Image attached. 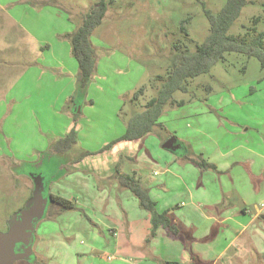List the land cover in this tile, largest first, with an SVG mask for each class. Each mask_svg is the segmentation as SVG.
I'll use <instances>...</instances> for the list:
<instances>
[{"label":"rangeland","instance_id":"obj_1","mask_svg":"<svg viewBox=\"0 0 264 264\" xmlns=\"http://www.w3.org/2000/svg\"><path fill=\"white\" fill-rule=\"evenodd\" d=\"M96 1L0 0V232L8 231L10 220L29 202L34 189L31 173H42L47 191L73 202L69 208L49 202L34 231L36 262L20 259L13 264H115L120 258L129 259V264L139 263L135 255L116 251L115 245L120 238L129 242L122 244L124 247L134 249L133 239L140 236L144 218L128 231L132 240L127 234V218L134 221L148 212L132 192L127 195L129 190L120 186V174L116 173L155 163L162 172L156 178L167 183L166 162L184 180L177 179L182 183L171 184L161 195L176 197L185 181L196 196L187 189L179 193L178 202L184 201V208L192 203L208 210V205L225 200L228 207L224 212L231 217L239 213L237 219L248 223L252 248L242 256L248 257L247 264H264V220L252 221L241 213L242 206L254 213L255 205L264 202V67L258 58L226 52L209 72L189 80L188 92L174 93L184 104L166 105L150 134L141 140L118 141L105 150L124 134L130 113L142 109L156 95L163 81L158 76L166 78L173 55L186 49L194 52L196 42L208 36L210 23L201 0L109 3L102 23L91 35L97 67L78 98L74 121L78 143L68 153H47L39 163L56 136L64 137L73 124L63 115L56 120L54 110L59 105L56 100L51 102L54 84L47 88L54 80L53 72L43 66L41 54L66 68L68 74L60 82L71 85L76 94L77 79L71 83V72L77 75L78 63L69 34L82 22L81 12H87ZM202 1L214 13L226 3ZM256 16L261 17L257 32L263 31L264 0H247L228 33L243 36ZM189 17L186 35L181 25ZM141 87L144 94L134 100ZM171 136L177 137L187 152L164 149V141ZM185 155L204 159L215 168H202L185 160ZM217 165L227 170L220 171ZM198 179L203 184L198 186ZM227 188L236 189L239 199H227L228 192L223 193ZM216 206L213 213L218 217ZM224 215L219 212L220 218ZM118 216L124 222L121 228L114 220ZM233 219L225 222L232 233L237 226ZM210 228L211 234H220L224 241L233 236L224 234L223 223L211 222Z\"/></svg>","mask_w":264,"mask_h":264},{"label":"trees","instance_id":"obj_2","mask_svg":"<svg viewBox=\"0 0 264 264\" xmlns=\"http://www.w3.org/2000/svg\"><path fill=\"white\" fill-rule=\"evenodd\" d=\"M200 1V0H199ZM114 0H97L90 6L88 11L84 14L81 24L77 29L69 34V39L72 47V53L78 62L79 71L77 74V91L71 98L77 104L73 108L75 117L78 114L79 96L83 95L90 79L92 78L97 67L96 49L91 41L93 31L102 23L109 3ZM204 13L210 23V32L205 40L201 43L196 42V49L194 52L186 50L177 51L170 63V68L166 78L158 76L162 79L155 96L151 97L140 110H134L130 113L127 120L126 130L123 135L116 139L111 144L105 146L111 148L118 141H133L142 139L152 132L154 127L159 124V118L163 113L166 105H182L184 100H176L174 93L176 91L188 92L189 80L195 78L203 73L211 70L212 66L224 59L226 52L244 53L249 57H256L264 67V30L257 32L256 25L259 23L261 17L253 18V26L249 28L243 36H233L228 33L234 21L239 17L247 0H226L222 9L214 13L207 8L206 3L201 0ZM190 17L182 21L181 29L189 35L186 24ZM264 82V77L261 79ZM207 89H211L207 86ZM144 87L135 91L133 99H137L139 95L144 94ZM78 143L77 128L74 125L70 128L67 134L58 138L49 148V150L41 155L39 163L44 159L47 153L64 154ZM109 148V149H110ZM184 150H186L183 147ZM179 151V150H177ZM176 151V152H177ZM186 160H190L202 168H215L214 165L208 163L206 160H195L188 155L184 156ZM119 184L122 188H127L139 200L140 206L151 213V231L147 238L154 237L159 227L165 228L170 235L179 236L183 234L178 226L171 221L168 211L159 212L157 210V203L151 197L147 187L132 174H120L118 176ZM32 196V194H31ZM50 202H55L61 207H72V202L58 194L50 193ZM37 223V222H36ZM21 244L18 250H21ZM32 262H36V256L29 258ZM28 259V260H29Z\"/></svg>","mask_w":264,"mask_h":264},{"label":"crops","instance_id":"obj_3","mask_svg":"<svg viewBox=\"0 0 264 264\" xmlns=\"http://www.w3.org/2000/svg\"><path fill=\"white\" fill-rule=\"evenodd\" d=\"M81 13V16L83 18L86 12L83 10V12ZM39 52L42 53V51ZM41 55L42 58H44L45 60L43 66L50 67L53 72L52 77L54 78V80H52L50 84L47 85V88H51V85L54 84L55 89L53 90H55V95L51 97V102H54V100H56L59 105V108L57 110L55 108L54 110L55 115L57 116L56 120H60L62 115L66 116L70 120H73V124H70L66 129L68 132L70 128L74 125V121L77 120L73 109L76 106L77 102L73 101V99L71 98L75 89H73L71 85L67 86L66 84H61L60 82V79L64 76V74H68L66 68H62L61 65L52 64L51 61L46 60L44 53H42ZM71 68L74 69L73 63H71ZM61 70H63V72ZM55 74L58 76V79L56 78ZM74 74V71L71 72V75H73V80H71V83H74L75 79H77V75ZM39 105L42 106L41 104ZM68 120H66V122ZM56 137L59 138L58 136ZM181 144L183 147L184 144ZM182 147L180 149H182ZM148 154L150 155L149 151ZM184 159L186 160V158ZM168 164L169 163L166 162V168L164 170V173L166 175L165 181L167 183L164 182V178H162L161 180L159 178H156L157 176L161 175L162 172L159 171V169H156L155 163L153 165L145 164L140 166L139 168H133L130 173H124L122 171H119L118 173H116V176H118L119 174H132L138 180H140L143 186L148 188L151 197L156 201L157 210L159 212L168 211V215L171 218V221L178 226V228L183 234L179 236H173L170 235L165 228L159 227L152 241L147 243L146 238H148L150 234L152 224L151 213L146 210L148 213L143 212L144 216L142 217L141 214L137 220L133 221L132 219L127 218V223H129L127 234L128 231H131L133 225H137L136 223H140L141 221L139 220H141V218H144L143 230L141 231L140 236L137 239H133L132 234H128L130 240H134L135 248H132V250L127 249L122 244H129V242L126 240L122 242L119 238L115 245L116 251H118L119 249L121 251L126 252L127 254L135 255L136 257L134 258L137 259V261L139 262L137 264H247L248 257H244L242 255L245 250L250 251V249L252 248V239L249 234H247L248 223H244L243 221L237 219V217L240 216L239 213H236L234 217H231L228 212H224V210L228 207V205H226L227 203L225 202V200L222 203H219V200L214 203L215 206L219 203V205L216 206V209L218 210V217L215 215V213H213L215 211L213 209L214 204L208 205V210L207 206L201 208L192 203H189L188 207L184 208L186 203L184 201H182L181 203L178 202V198L180 197V195L178 194L187 189V191L193 197L196 196V192L193 191L192 188L188 186L185 181H183L185 184L184 189L175 194L176 197L164 198L161 194L164 192H168L171 188V184L173 186L176 182L182 183L180 180L177 181V179L180 178L184 180L181 174H179L178 172L175 173V171L172 172V168ZM216 169L224 171L227 170V167L222 168L217 165ZM195 173L198 174V171L195 170ZM198 180V186L200 184H203V181L201 179ZM120 191H122V189ZM129 191H127V195H130L131 190ZM227 192L228 194L225 196L227 199H239V193L236 189L227 188L226 190H224L223 193L225 194ZM60 196L64 195L60 194ZM64 198L67 199V197ZM219 212H223V214H225L223 218L219 217ZM241 213H243L242 215L251 216L253 219L252 221L259 219L264 220V214L258 213V205H255L254 213L253 211L248 209L247 206H242ZM231 218H234L233 220L237 224V226L234 228L233 233L228 230L230 224L225 223ZM114 220L120 222V228L121 226H123L124 222L120 216H118L117 218L115 217ZM200 221L203 222L201 223ZM216 221L224 224V234H233V236L230 237L229 240L224 241L221 238V235L218 233L216 234L212 232L211 234V222ZM114 224L116 225V222ZM211 235H213V237ZM223 244L226 245L224 246ZM129 261V259L120 258V260L115 264H129Z\"/></svg>","mask_w":264,"mask_h":264},{"label":"water","instance_id":"obj_4","mask_svg":"<svg viewBox=\"0 0 264 264\" xmlns=\"http://www.w3.org/2000/svg\"><path fill=\"white\" fill-rule=\"evenodd\" d=\"M182 147L175 136L163 143V148L177 151ZM34 178V189L26 207L16 213L9 222V229L0 232V264H13L20 259H29L33 255L34 231L36 222L41 220L47 211L50 197L44 195L45 182L41 174H31ZM21 244V250H18Z\"/></svg>","mask_w":264,"mask_h":264},{"label":"built area","instance_id":"obj_5","mask_svg":"<svg viewBox=\"0 0 264 264\" xmlns=\"http://www.w3.org/2000/svg\"><path fill=\"white\" fill-rule=\"evenodd\" d=\"M258 213L264 214V202L258 204Z\"/></svg>","mask_w":264,"mask_h":264},{"label":"flooded vegetation","instance_id":"obj_6","mask_svg":"<svg viewBox=\"0 0 264 264\" xmlns=\"http://www.w3.org/2000/svg\"><path fill=\"white\" fill-rule=\"evenodd\" d=\"M182 148H183V147H182ZM31 174H32V173H31ZM33 174H34V173H33ZM37 174H41V175H42V173H40V172L37 173ZM37 174H34V175H37ZM42 176H43V175H42ZM43 179H44V177H43ZM46 188H47V187L45 186V191H46V192H45L44 195L50 197V193H51V192H50V191H47L48 188H47V189H46ZM19 245H20V244H18V247H19ZM18 247H17V249H18ZM29 261H30V259H29Z\"/></svg>","mask_w":264,"mask_h":264}]
</instances>
